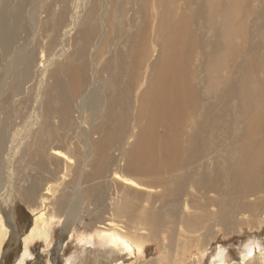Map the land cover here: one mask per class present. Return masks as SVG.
Wrapping results in <instances>:
<instances>
[{
	"label": "bare ground",
	"instance_id": "1",
	"mask_svg": "<svg viewBox=\"0 0 264 264\" xmlns=\"http://www.w3.org/2000/svg\"><path fill=\"white\" fill-rule=\"evenodd\" d=\"M246 3L217 1L212 9L223 7L219 17L199 4L190 17L167 25L153 18L152 26L147 0H0V255L17 193L35 216L18 264L32 256L37 240L50 246L55 224L86 213L109 216L93 233L75 231L77 248L126 253L134 256L130 264H147L148 241L162 228L174 232L181 222L177 233L184 237L200 226L232 228L243 212L258 215L264 110L255 109L249 93L239 96L236 79L225 87L223 80L217 92L195 82L206 71L200 81L209 85L237 31L232 12L234 22ZM255 12L257 32L264 3ZM100 20L106 33L95 47ZM114 21L119 43L106 57L103 43ZM207 45L201 69L191 67L192 55ZM172 235L160 238L156 264H163ZM182 243L181 260L190 255V264H201L206 245ZM78 249L66 264L82 259ZM258 262L264 249L251 239L238 264ZM214 264H231L226 251L219 249Z\"/></svg>",
	"mask_w": 264,
	"mask_h": 264
},
{
	"label": "rangeland",
	"instance_id": "2",
	"mask_svg": "<svg viewBox=\"0 0 264 264\" xmlns=\"http://www.w3.org/2000/svg\"><path fill=\"white\" fill-rule=\"evenodd\" d=\"M159 1L162 2L160 3ZM217 1L219 0H147V4L149 9L151 7V9L153 10V8H155L154 6H156L157 9V11L156 9L150 11V20H152V22L157 20V25V23L160 24L159 21L161 22L165 19L164 21H167V25L168 23H170V21L171 23H173L177 19L179 20L180 17L183 15H188L190 17L191 14H193L194 11L197 10V6L199 4L206 5L208 10L210 11L212 9L213 4H215ZM220 1L223 2L225 0ZM263 3L264 0H247L246 5L248 8L244 9V16L243 14L240 16L239 13L241 12L239 10H236V14H239V17L236 18L234 22L233 19L235 14L232 12V20L230 26L232 27V29H237V31L235 30L236 34L235 36L233 35L232 44L228 45V51L226 53L224 52V54L221 55L217 62L219 67L218 71H211V80L209 85L200 81V78L204 76V74H206V71H202L197 74L195 79V82H197L201 86L203 91H205L207 87H209L211 90L214 89V91L216 92L219 91L223 86V80L225 87L229 81L236 79L238 82L237 84L239 96L244 95V92L249 93L251 100L254 101L255 109L259 113L264 110V26L260 27L259 30L256 32L254 17L257 13H259L257 11L260 9ZM162 4L170 6L168 7L169 11H166L164 13ZM253 11H256L257 13L255 12L256 14H253ZM213 13L217 17L222 16V14H224L223 7L213 8L211 14ZM166 16L168 19L165 18ZM153 18L156 19L154 20ZM245 20L247 21L243 22ZM99 23V35L93 40L95 47H98V45L101 43L102 36L106 33V27L102 24L101 20L99 21ZM154 24L155 22L152 24V26H154ZM192 27L195 28V25H192ZM107 29L109 30L108 39L107 42L105 41L103 43L106 46V57L109 56V51L115 49L119 43L117 22L114 21V26H107ZM196 29L197 31H201L203 33V30H205V26H202L200 23L196 27ZM238 29L244 30L242 31ZM39 34L40 33H38V35L36 36L35 34L31 35L29 36L31 39H29L31 41L32 38L38 39L37 37H39ZM23 36L26 37L24 33L21 35V43H23L25 40ZM202 40L205 43L209 42L203 36ZM224 42L226 43V40H224ZM231 48L232 53L229 56L228 52ZM206 51H209L208 45L204 48L200 47L198 48V50L195 51V53L192 55V57L194 58L191 59V67H198L199 69H201L202 57ZM89 56L88 59L91 60V52L89 53ZM219 70L221 71L218 77ZM92 71L93 68L91 66L90 74L92 73ZM31 85H34L33 81H29L26 84V87L28 88ZM19 96L20 95L16 97L19 98ZM34 96H36V92L34 93ZM233 100L236 101L237 99L234 97ZM64 151H67V149L64 148ZM167 178H173V174H168ZM70 179L71 178H66L65 181L68 182L70 181ZM24 185H28V183L26 182ZM87 201H90V198ZM53 206L54 205H52L51 203L50 208H53ZM90 207L92 208V205H90ZM263 209H261L258 215L256 212H243L242 214H239L238 216L240 217V219H238L237 225L233 226L232 228H224L223 225H215L211 229H209L208 227L205 228L204 226H200L197 232H189L190 234L188 235L185 233L184 237L180 236V234L177 233L182 227L180 225L181 222L179 223L180 227L179 225H176L177 230H175L174 232L172 228H160L161 230L159 232V235L154 236L155 239H150V241H148L146 258L144 260L147 264H156L157 258L163 252L159 245V243L162 242V237L166 236L167 238L168 235H172V233H174L173 235L175 236L172 235L174 240L169 244V246H167L169 248H167L166 250L164 249L166 252L163 255V264H182L181 262L183 261L181 260L180 256L182 249L181 246L183 244L182 242H185L187 244L191 243L192 246L198 243L204 246L206 245L207 256L204 258V260H202L201 264H214L215 255L217 254L219 249L226 251V256L228 258V261L231 262V264H238L242 252L245 249V245L249 241H251V239L258 241V243H260L264 249V216H261ZM83 215L84 217L81 219L82 221L80 220L81 222H74V220H65L66 218H64L61 222L55 224L53 232L54 235L52 234L50 246L46 247L42 240H37L32 246V256L27 260L25 264H66V260L73 256L77 252L78 248V250L83 251L84 255H81L82 259L78 260V262H76L77 264H109L113 261H124L127 264L132 263V261L134 260V256H128L126 253L117 254L116 252H112L110 254L109 252H106L104 249L99 247H88V249H82L80 247L77 248L76 240L74 237H72L73 235H77V232L75 231H78V234L82 231L83 233H93L94 229L97 230L98 228H100L101 224L103 225L107 223V218L105 219V217L109 216H101L100 218L98 217L97 220L96 213H86ZM34 217L35 216L30 209V203L24 201L22 195L20 193H17L16 201L13 203L12 212L10 213V222H6L11 231L9 239L4 246V250L0 255V264H18L17 261L24 250L23 237L26 235L28 229L33 225ZM102 217L104 219H102ZM129 228L131 229L132 227ZM187 236L189 239H186ZM159 240L161 241L159 242ZM167 242L168 240L166 239V243ZM179 256L180 258H177ZM165 257L169 259L167 260ZM190 257V255L187 257V260L189 261H187L188 264H190ZM75 261L76 260L73 261V264H76ZM187 263L183 262V264ZM254 264L264 263L258 262Z\"/></svg>",
	"mask_w": 264,
	"mask_h": 264
}]
</instances>
